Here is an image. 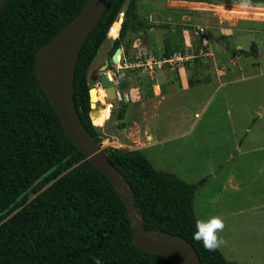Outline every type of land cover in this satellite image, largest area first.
Here are the masks:
<instances>
[{
    "label": "trees",
    "instance_id": "obj_1",
    "mask_svg": "<svg viewBox=\"0 0 264 264\" xmlns=\"http://www.w3.org/2000/svg\"><path fill=\"white\" fill-rule=\"evenodd\" d=\"M86 1L7 0L0 7V264H95L96 259L101 264H172L134 243L121 198L68 137L36 73L37 48ZM119 13L110 55L120 45L126 53L133 35L154 27L137 13L136 0H110L80 48L73 100L97 143L101 135L89 117L87 72ZM255 51L251 43L246 55ZM237 52L230 50L231 56ZM125 110V103L117 108L115 128L123 127ZM114 111L111 107L110 114ZM103 151L132 187L146 229L184 237L201 264H237L193 239V199L207 177L185 182L155 169L136 148Z\"/></svg>",
    "mask_w": 264,
    "mask_h": 264
},
{
    "label": "rangeland",
    "instance_id": "obj_2",
    "mask_svg": "<svg viewBox=\"0 0 264 264\" xmlns=\"http://www.w3.org/2000/svg\"><path fill=\"white\" fill-rule=\"evenodd\" d=\"M203 1L210 4L136 0L141 18L150 16L157 23L147 22L155 25L154 29L137 34L139 44L130 46L131 60L141 61L145 53L166 56L185 47L204 48L203 37L208 41L205 50L212 54L199 55L185 67L191 84L165 99L154 97L153 106H147L146 133L152 138L142 153L155 169L173 173L185 182L207 177L194 195L195 216L223 218L225 228L219 235L227 243L219 250L226 259L237 264H264V16L228 11L234 7L264 9V0ZM198 26L204 27V35L194 34ZM251 43L256 51L247 56ZM110 44L109 40L102 44L88 69L90 87L100 86L103 71L115 82L123 78L120 72L113 75L110 71ZM233 48L238 52L231 56ZM109 64L111 69L106 70ZM133 69L134 75L145 79L141 89L149 93V77L156 78L158 71ZM217 76L221 80H215ZM228 80L217 88L219 82ZM107 104V117L98 121L89 115L91 123L101 137L118 140L119 149L135 148L144 138V121L133 122L136 106L129 116L124 114L125 129L117 133L114 127L120 122V105L113 106L115 111L110 114L111 104ZM101 106L98 101L96 107ZM34 195L29 194V199Z\"/></svg>",
    "mask_w": 264,
    "mask_h": 264
},
{
    "label": "water",
    "instance_id": "obj_3",
    "mask_svg": "<svg viewBox=\"0 0 264 264\" xmlns=\"http://www.w3.org/2000/svg\"><path fill=\"white\" fill-rule=\"evenodd\" d=\"M7 0H0V7ZM110 0H87L78 14L63 25L49 40L41 44L35 55V68L40 83L53 105L68 137L78 151L109 180L125 205L130 220L132 240L141 249L152 252L172 264H201L193 246L184 237L162 231L146 229L135 206L132 187L108 160L107 155L82 123L74 105V71L82 44L103 15ZM118 47L109 58V62ZM243 51L242 49H240ZM115 62V61H113ZM99 87H90L89 115L98 112L91 107L92 92L102 88L104 100L111 107L125 102V93L119 89L106 71L99 75Z\"/></svg>",
    "mask_w": 264,
    "mask_h": 264
},
{
    "label": "crops",
    "instance_id": "obj_4",
    "mask_svg": "<svg viewBox=\"0 0 264 264\" xmlns=\"http://www.w3.org/2000/svg\"><path fill=\"white\" fill-rule=\"evenodd\" d=\"M174 1H178L179 3L181 2H185V3H193V4H210V2H206L203 0H195V1H189V0H174ZM244 1V0H241ZM173 2V0H170L169 3ZM122 14V13H121ZM145 22H154L152 21V19L150 18V16H147L143 19ZM160 22V21H159ZM157 23V22H154ZM150 24V23H149ZM153 25V24H152ZM155 27V25H154ZM154 27H151L147 30H145L148 34V32L152 31L154 29ZM199 27V26H198ZM197 27L194 30V34L195 35H204V34H196ZM109 37V42L112 41V39H114L117 36H108ZM133 40L131 43V47L135 48L138 47V41L139 38L136 35H133ZM207 42V43H206ZM202 44L204 46V48H199V49H193L192 47H185L183 49V51H190L193 50L194 52H197L200 50L202 51V54L200 55H204V56H209L211 57L212 54L210 51L205 50V48L207 49V45H208V41L203 37L202 38ZM131 47H128L126 53L124 52V47L120 45L121 48V52L123 54V57L125 59V65L122 66V69L120 70V74H122L123 78L122 80H120L122 83H124V89H122L125 93V104H126V110H125V116H129V112L130 110L136 106V110L135 111V115L133 114L132 117H135V120H133V122L138 121V119H141V121H144L143 124V133H144V138L143 140H145V142H143V140L139 141L140 143H138L139 145H136V149L142 150L147 146V141L150 140L152 138V136L149 133H146V126L145 123L146 121V114H149L148 112H146V108L147 106H153L154 104V97H156V100H162L165 99L167 96H169L171 94V92H175V90H179L182 89L184 87H186V84H191L192 81H190V77H188L186 75L187 72V68H185L189 63H192L193 61H195L196 59H193L191 61H187L184 63V65L182 66H178V67H164L161 69H156L158 71L159 76H157L156 78L154 77V79H152V76L149 77V82H150V91L149 93L147 91H145V88L142 90L141 88H143L144 86V82L145 79H143L141 76H136L134 75V69L136 66H134V64L138 61H133L131 60V56H129L130 51H131ZM180 51V50H178ZM175 52V51H173ZM172 52V53H173ZM146 54H150V53H145L143 56H145ZM153 55V54H150ZM158 56V55H157ZM200 57V56H199ZM109 60V59H108ZM140 61V60H139ZM174 69H177L176 71ZM169 70H173L169 71ZM183 70V71H182ZM156 71V72H157ZM151 71H149L150 73ZM157 79V80H155ZM209 79V78H208ZM215 80L219 81L221 80V78L219 76L215 77ZM228 81L225 82H219L217 85V88L219 86H223V83H227ZM115 83H119L115 82ZM146 84H148V82H146ZM183 84V86H182ZM127 87V88H126ZM121 89V88H120ZM140 93H142V96L140 95ZM153 97V98H152ZM124 124L123 127H119V128H115L116 132L118 133V130L121 129L124 131ZM135 148H125V149H135Z\"/></svg>",
    "mask_w": 264,
    "mask_h": 264
},
{
    "label": "built area",
    "instance_id": "obj_5",
    "mask_svg": "<svg viewBox=\"0 0 264 264\" xmlns=\"http://www.w3.org/2000/svg\"><path fill=\"white\" fill-rule=\"evenodd\" d=\"M196 34H204V27L199 26L197 27ZM200 54H202V51L194 52L193 50L190 51H175L169 55L166 56H156V55H150L146 54L143 57V60L138 61L134 64V66L142 67L145 71H152L153 69H161L165 66L167 67H178L184 65L185 62L191 61L198 57ZM112 63V71L111 73L115 75L114 73H119L122 69V66L125 65V59L123 57L122 52L120 53L119 57L117 58V61ZM108 75V71H106ZM99 146L104 148H118L121 146V143L118 142L114 137H101L100 142H98Z\"/></svg>",
    "mask_w": 264,
    "mask_h": 264
},
{
    "label": "clouds",
    "instance_id": "obj_6",
    "mask_svg": "<svg viewBox=\"0 0 264 264\" xmlns=\"http://www.w3.org/2000/svg\"><path fill=\"white\" fill-rule=\"evenodd\" d=\"M224 228L225 223L220 216L197 219L195 231L193 232V239L197 242H201L206 251L214 252L227 243L224 238L219 235ZM95 264H101V261L96 259Z\"/></svg>",
    "mask_w": 264,
    "mask_h": 264
},
{
    "label": "bare ground",
    "instance_id": "obj_7",
    "mask_svg": "<svg viewBox=\"0 0 264 264\" xmlns=\"http://www.w3.org/2000/svg\"><path fill=\"white\" fill-rule=\"evenodd\" d=\"M238 8L239 7H237V8L234 7L233 9H229L228 11L232 12V13L252 14V15H255L258 17L264 16V9L263 8H248L247 10H241ZM121 20H122V14L119 13L116 20L113 22V24L111 25V27L109 28V30L107 32L108 36H110V37L117 36ZM119 55H120V50H117L115 52L114 56H112L111 60L117 61V58L119 57ZM92 96H93V99H92L91 107L97 108L96 103H98V101L101 102V104H102L101 107L97 108L98 112L94 113L92 117L97 119L98 121H103L107 117L108 111H109L108 104L104 102L105 101L104 100L105 94L103 92V89L98 88L97 90H93Z\"/></svg>",
    "mask_w": 264,
    "mask_h": 264
}]
</instances>
